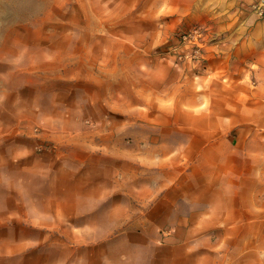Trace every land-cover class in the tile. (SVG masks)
<instances>
[{
    "label": "crops",
    "instance_id": "1",
    "mask_svg": "<svg viewBox=\"0 0 264 264\" xmlns=\"http://www.w3.org/2000/svg\"><path fill=\"white\" fill-rule=\"evenodd\" d=\"M150 50L101 47L81 75L70 49L24 54L42 62L25 69L0 45V264H264V80L250 97L244 75L223 79L227 91H212L208 112H196L202 94L193 86L175 114L164 92L156 112L151 64L141 74L139 64ZM261 56L254 53L258 78ZM140 132L146 137L128 141L135 169L125 173L120 140ZM61 135L70 136L61 146L72 152L68 167L56 156L41 169L38 146ZM174 210L239 221L227 217L217 234L203 217L200 234L183 238L189 226L173 225Z\"/></svg>",
    "mask_w": 264,
    "mask_h": 264
},
{
    "label": "rangeland",
    "instance_id": "2",
    "mask_svg": "<svg viewBox=\"0 0 264 264\" xmlns=\"http://www.w3.org/2000/svg\"><path fill=\"white\" fill-rule=\"evenodd\" d=\"M0 45L7 48L12 56L10 61L21 62L20 66L25 69H33L37 63H30V56L64 53L70 49L71 59L77 60V66L81 65L78 66L81 75L84 65L94 68L97 64L95 54L101 47L122 46L125 52L149 48L150 54L141 55L139 64L140 74L151 64V109L156 112L164 109L163 94L166 92L170 95L166 99L171 98V105L166 107L171 106L173 114L180 112L179 107L175 108L180 106V95L185 88L193 86L192 89L197 88L198 94H202L196 112H208L212 91L218 88L221 93L227 91L228 82L223 79L228 80L233 74L237 78L244 75L250 97L262 85L264 75L258 78L254 72V53L260 52L264 64V0H0ZM245 52L246 57L243 56ZM24 54L29 58L23 59ZM130 67L137 68L125 63V68L130 70ZM71 76H75L74 71ZM164 79L169 81V86L160 85ZM59 82L60 92L66 94L68 84ZM139 82L142 88L141 78ZM91 90L93 87L88 88ZM255 104L258 105L256 101ZM260 105L264 107V102ZM98 110L104 111L101 107ZM198 123V119L188 120L186 125L195 127ZM141 134H124L120 140L125 142V173L135 169L128 141L146 137ZM66 137L70 136H56L54 144L47 138L38 146L41 154L38 157L43 159L44 165L41 169L46 170L56 156L65 161L60 167H68L66 160L73 155L66 147H61ZM90 137L95 144L100 142L99 135ZM57 144L61 149L57 150ZM53 148L56 149L53 151ZM34 169L29 167L32 173ZM129 178L125 179L127 187H131L127 182ZM199 211L174 210L173 225L186 219L189 226L181 237L196 238L200 231L195 227L202 223L203 217L205 225L213 231L227 222V217L228 222L239 221L238 215L213 216L209 213L201 218L203 214ZM250 218L253 223L260 221L254 214ZM261 221L264 222L263 217ZM173 229L171 233L180 238L179 232ZM214 233L219 234V231Z\"/></svg>",
    "mask_w": 264,
    "mask_h": 264
}]
</instances>
